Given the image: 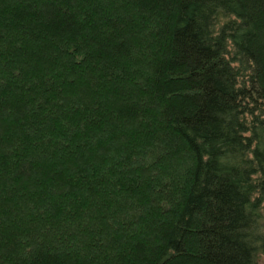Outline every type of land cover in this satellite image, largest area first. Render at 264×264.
Listing matches in <instances>:
<instances>
[{"label": "trees", "instance_id": "16d2710c", "mask_svg": "<svg viewBox=\"0 0 264 264\" xmlns=\"http://www.w3.org/2000/svg\"><path fill=\"white\" fill-rule=\"evenodd\" d=\"M264 260V0H0V264Z\"/></svg>", "mask_w": 264, "mask_h": 264}, {"label": "rangeland", "instance_id": "374dc122", "mask_svg": "<svg viewBox=\"0 0 264 264\" xmlns=\"http://www.w3.org/2000/svg\"><path fill=\"white\" fill-rule=\"evenodd\" d=\"M259 264H264V260L263 259L260 260Z\"/></svg>", "mask_w": 264, "mask_h": 264}]
</instances>
